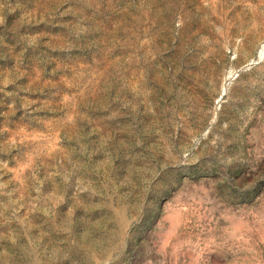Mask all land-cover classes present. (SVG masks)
Returning <instances> with one entry per match:
<instances>
[{"label":"rangeland","instance_id":"1","mask_svg":"<svg viewBox=\"0 0 264 264\" xmlns=\"http://www.w3.org/2000/svg\"><path fill=\"white\" fill-rule=\"evenodd\" d=\"M0 264H264V0H0Z\"/></svg>","mask_w":264,"mask_h":264}]
</instances>
